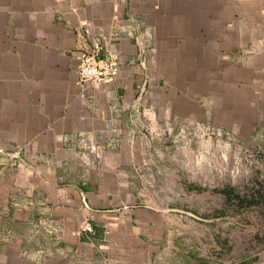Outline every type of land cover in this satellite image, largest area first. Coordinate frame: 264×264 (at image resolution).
<instances>
[{
  "label": "crops",
  "instance_id": "0c3cea01",
  "mask_svg": "<svg viewBox=\"0 0 264 264\" xmlns=\"http://www.w3.org/2000/svg\"><path fill=\"white\" fill-rule=\"evenodd\" d=\"M82 40L120 80L81 83ZM261 116L264 0H0V264H165L176 210L130 184L153 139Z\"/></svg>",
  "mask_w": 264,
  "mask_h": 264
},
{
  "label": "rangeland",
  "instance_id": "374dc122",
  "mask_svg": "<svg viewBox=\"0 0 264 264\" xmlns=\"http://www.w3.org/2000/svg\"><path fill=\"white\" fill-rule=\"evenodd\" d=\"M205 129L153 139L147 164L130 184L144 205L176 210L165 264H187L193 256L210 264H253L264 253V126L254 134L237 133L239 126ZM141 257L137 264H150Z\"/></svg>",
  "mask_w": 264,
  "mask_h": 264
},
{
  "label": "built area",
  "instance_id": "2783aa9c",
  "mask_svg": "<svg viewBox=\"0 0 264 264\" xmlns=\"http://www.w3.org/2000/svg\"><path fill=\"white\" fill-rule=\"evenodd\" d=\"M82 27L86 33L92 32V26L88 22H83ZM93 55L82 52L81 63L77 69L78 77L81 83L89 86H104L110 82L116 83L121 79L123 65L118 56L111 53L105 55V45L102 41H95L93 46ZM81 230L84 233H93V227L90 223L85 222Z\"/></svg>",
  "mask_w": 264,
  "mask_h": 264
},
{
  "label": "water",
  "instance_id": "95a60500",
  "mask_svg": "<svg viewBox=\"0 0 264 264\" xmlns=\"http://www.w3.org/2000/svg\"><path fill=\"white\" fill-rule=\"evenodd\" d=\"M80 47H81L80 48L81 52L89 54V55H93L94 54L92 46L87 41L82 40Z\"/></svg>",
  "mask_w": 264,
  "mask_h": 264
},
{
  "label": "trees",
  "instance_id": "16d2710c",
  "mask_svg": "<svg viewBox=\"0 0 264 264\" xmlns=\"http://www.w3.org/2000/svg\"><path fill=\"white\" fill-rule=\"evenodd\" d=\"M223 194L227 197L228 200H230V199L232 198V193H231V191H225V192H223ZM223 214H224V213H222V215H223ZM244 264H248V263H244ZM249 264H252V262L249 263Z\"/></svg>",
  "mask_w": 264,
  "mask_h": 264
}]
</instances>
